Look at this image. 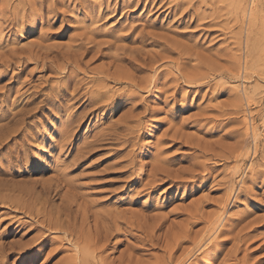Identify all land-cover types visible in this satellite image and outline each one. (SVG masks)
<instances>
[{
	"label": "rangeland",
	"instance_id": "374dc122",
	"mask_svg": "<svg viewBox=\"0 0 264 264\" xmlns=\"http://www.w3.org/2000/svg\"><path fill=\"white\" fill-rule=\"evenodd\" d=\"M251 1L0 0V264H74L23 189L86 214L87 264H264Z\"/></svg>",
	"mask_w": 264,
	"mask_h": 264
},
{
	"label": "bare ground",
	"instance_id": "6f19581e",
	"mask_svg": "<svg viewBox=\"0 0 264 264\" xmlns=\"http://www.w3.org/2000/svg\"><path fill=\"white\" fill-rule=\"evenodd\" d=\"M260 1L261 0H252L250 2V6L251 7H250V10L248 11L249 15H250V18H248V19H251V21H252V18H253L252 16H254L257 13V10L259 8L258 4H259ZM260 4H262V3L260 2ZM251 21H249V22H251ZM249 26H250V24H249ZM250 28H251V26H250ZM45 64H47V63L45 62L43 64L44 67H51V66H48V65H45ZM245 64L246 65H244V70H245V74H246V72H248L250 70V67H248L249 63H245ZM102 74H103V72H102ZM122 79H123V77H122ZM122 79L119 77L118 81L120 82V80H122ZM248 100H247V102H248ZM255 132L256 131H255L254 127H253V131H252V133L254 134L253 138L254 137L258 138V135H255ZM256 139H254V140L256 141ZM0 186L3 187V184L0 183ZM19 192H20V190H19ZM20 194L21 195H19V196L21 198L19 197L20 199H17V200L19 202H20V200L22 201V204L21 203L20 204L24 205V208H26L31 215L42 216L44 223H46V225L48 226L49 229H53L55 231H59L66 238L69 239L70 243L72 244V247L75 249V252H76V256L73 258V263L74 264H87V261L89 260V258L91 256V252H89V249L87 247H86L87 249H85V248L79 249V245L82 242L92 243L93 240L95 239L94 238L95 236L92 237L90 232L87 233L85 236L80 234V232L83 229V227H85V223H87L86 214H84L81 217V219H79L77 216H74L72 214V202L71 203H67L65 207L60 206V207H57V208H53L54 206L53 207L50 206V196H49L48 193H43V195H42V194H36V192H34V190H32V189L31 190L23 189V190H21ZM14 198L11 197V199H13L15 201V199L17 197L15 199ZM19 202H17V203H19ZM94 227L95 226H93V228Z\"/></svg>",
	"mask_w": 264,
	"mask_h": 264
}]
</instances>
